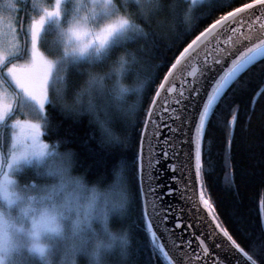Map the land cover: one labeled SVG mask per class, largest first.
Returning <instances> with one entry per match:
<instances>
[{"label": "trees", "instance_id": "1", "mask_svg": "<svg viewBox=\"0 0 264 264\" xmlns=\"http://www.w3.org/2000/svg\"><path fill=\"white\" fill-rule=\"evenodd\" d=\"M253 1L112 0L101 20L92 18L93 25L122 16L128 21L123 36L100 55L75 61L65 57L63 27L59 23L51 30L53 21L47 23L39 48L57 59L59 71L48 87L43 136L68 157L67 176L81 181L62 180L69 196L64 206L75 208L81 223L98 221L109 233H131V249L108 264H171L154 245L144 217L139 155L147 115L160 84L189 44L222 16ZM53 2L0 0V13L11 16L7 19L17 30L15 56L22 62L33 58L26 51L29 28ZM88 3L65 0L68 19L86 16ZM201 171L206 196L225 231L249 258L264 264V56L236 76L215 102L203 132ZM25 174L17 178L20 185L31 181L24 177L37 178L33 171Z\"/></svg>", "mask_w": 264, "mask_h": 264}, {"label": "water", "instance_id": "2", "mask_svg": "<svg viewBox=\"0 0 264 264\" xmlns=\"http://www.w3.org/2000/svg\"><path fill=\"white\" fill-rule=\"evenodd\" d=\"M217 21L216 28L212 24L198 35L196 44L177 59L180 63L176 60V67L169 69L142 132L139 176L146 227L171 264H257L229 236L211 207L202 178L201 145L221 93L264 56V4L247 3ZM234 69L239 71L226 84Z\"/></svg>", "mask_w": 264, "mask_h": 264}, {"label": "rangeland", "instance_id": "3", "mask_svg": "<svg viewBox=\"0 0 264 264\" xmlns=\"http://www.w3.org/2000/svg\"><path fill=\"white\" fill-rule=\"evenodd\" d=\"M64 2L65 0H54V2L47 5L45 10L40 12L37 18L33 21L31 27L29 28L31 35L28 39L27 47V50H30L33 54V58L23 62L15 56L18 49V42L13 39L19 40V38L17 30L11 26L9 22L10 20L7 19L11 16L4 14L2 11L0 13V67H3L4 63L10 60L11 63H8V67L15 65V69L19 76L22 78L32 79L38 93L41 88V77L46 66L48 64L57 65V59L49 55L46 56L39 48V41L42 34L45 32L47 23L53 21L54 24L50 26L51 30L53 28H60V23L61 27H63L62 29L64 30V37L61 38L62 48L65 52L71 53L73 49L79 51L82 48H86L87 51H91V48L99 45L101 41L110 39L108 37V32L111 29L118 27L123 21L127 20L126 18H122V16L117 15L110 21H102L103 23L101 24L93 25L94 23L92 18L99 19L101 16H105L109 11L108 7L112 0H88L89 3L88 5L86 4V16L73 14L72 18L68 19L63 6ZM11 6L13 8L14 4L12 3ZM65 18L68 22H64ZM8 31L11 32V35L8 34L7 36L6 32L8 33ZM19 31L23 32V29ZM26 41L27 37L24 35L21 43V46L24 48L27 45ZM85 56H87V53ZM34 57L36 58L35 61ZM16 105L19 106V110L16 109ZM6 108H11L12 112L5 119V121L0 122V167H2V170H0V190H2L5 180L10 179L8 175L9 173H14L17 178H19V175H26V171H33L24 163H21L16 168L8 169L7 165L12 162L13 157L19 159L22 156H31L32 152L42 151L44 150V146L47 145V150L51 154L46 155L44 160H52L54 164L55 158L57 157L61 160H64L65 158L68 159L66 154H62L58 151V145L56 143L45 139L43 136L46 120L45 108H43V110L39 109L37 105H34L30 101H26L23 97L18 96L17 92L14 91L8 84L0 82V112H3ZM17 121H20L21 123L17 124ZM28 125H32L35 129H39L37 139L35 143L31 145L25 143V136L27 135L26 128ZM60 168L62 167H49L48 172L50 175H55L57 170ZM68 169L69 163L66 171H68ZM71 177V180L75 179L77 183L81 182L80 178L78 179V177L74 176ZM23 179H27V181L36 180L39 184H44L43 182H46L44 180H37V178L33 179L24 177ZM62 182L63 181L61 180L60 183L52 186V190H50L47 194V199L55 200L60 193H63V197H66L64 187L65 183ZM69 192L70 191L68 190L67 193L69 194ZM66 198L69 199V196ZM33 203H36V201ZM22 207V202L17 203L11 208L3 202H0V209H3L7 214L12 215L18 223L25 226V232L17 235L16 247L7 256L8 264H33L35 261V258L29 254L33 252L31 251L29 238L27 236V221L21 213ZM33 210L34 209L31 205H25L22 208L26 217H30V213ZM32 222L33 227L37 229L33 235L39 238V228L45 226L46 222L43 220L38 222L34 218H32Z\"/></svg>", "mask_w": 264, "mask_h": 264}, {"label": "clouds", "instance_id": "4", "mask_svg": "<svg viewBox=\"0 0 264 264\" xmlns=\"http://www.w3.org/2000/svg\"><path fill=\"white\" fill-rule=\"evenodd\" d=\"M24 164L33 170L37 180H44L46 183L30 181L27 185H20L17 176L9 173L11 183L4 182L0 190V202L9 208L21 202L23 207L25 205L33 207L31 218L25 216L23 207L21 213L27 221L31 251L39 264H80L81 260L84 264H108L111 257L131 249L130 232L113 229L109 233L98 221H93L91 225L81 223L77 220L76 209L64 206L63 193L55 200L46 198L52 186L61 181L59 176L49 174V167H64L66 161L57 157L54 164L52 160L43 162L34 160ZM64 182L71 183L70 177L66 176ZM34 201L36 203H33ZM32 218L38 222L41 220L46 222L45 226L39 228V238L33 235L37 229L33 227ZM53 228L57 230L53 231ZM22 232H25V226L0 209V264H8L7 256L16 247L17 235ZM34 245L43 247L44 254L33 251Z\"/></svg>", "mask_w": 264, "mask_h": 264}, {"label": "snow or ice", "instance_id": "5", "mask_svg": "<svg viewBox=\"0 0 264 264\" xmlns=\"http://www.w3.org/2000/svg\"><path fill=\"white\" fill-rule=\"evenodd\" d=\"M258 4H264V0H257ZM248 8H252L253 5L249 4L247 5ZM229 15H233V14H229ZM228 17H224V21H227ZM221 21H217V24H220ZM128 26V21L125 20L123 21L118 27H115L113 29H111L108 32V37L110 39H105L103 41L100 42L99 45L91 48V51H87L86 48H82L79 51H77L76 49H73V51L71 53H65V57L67 59L70 60H77V59H82L84 58V56L86 55H100L103 50L109 45L112 44L113 46H115V41H118L124 34V30L125 28ZM216 28V24L212 25V29ZM212 29H209V32H211ZM200 37H197L196 40H194L192 42V44H189L188 48H186L184 50L185 53L189 52V49H191L193 47V45L196 44L197 40H199ZM258 47V46H257ZM251 50V49H250ZM27 51V49H26ZM181 59H185V57L182 55ZM8 63H11V61L9 60L8 62L4 63L3 67H0V82H3L4 84H8L10 87L13 88L14 91L17 92V95L20 97H23L26 101H30L31 103H33L34 105H37L39 107V109L43 110L44 108V104L47 102V88L49 86V83L51 82L54 86L55 82H56V72L59 71V68L56 64H48L42 74L41 77V88L39 93L36 91L34 83L32 81V79L30 78H22L21 76L18 75L16 69H15V65H13L12 67H8ZM180 61L177 60V64H179ZM173 68L176 67V65H172ZM6 69V71H5ZM235 71V69L233 70ZM231 75V73L229 74ZM164 85H161V88H163ZM189 92H197V94L199 93V89H192L189 88L187 89ZM157 95H159V93H157ZM213 99H215V97H213ZM207 103L209 105L212 104V100H208ZM167 110V109H166ZM12 112L11 108H6L3 112H0V122L5 121V119L9 116V114ZM204 115L207 116L208 115V110L205 108L204 109ZM171 118V117H170ZM178 118V117H177ZM151 119L154 121L156 119V114H153L151 116ZM17 124H20V121L16 122ZM201 126H203V120L200 121ZM26 133L27 135L25 136V143L26 144H34L36 139H37V134L39 133V129H35L34 126L32 125H28L26 128ZM51 153L48 152L47 150V145L44 146V150L42 151H36V152H32L31 156H22L19 159H16L15 157H13L12 162L8 163L7 167L8 169H13L16 168L18 165H20L21 163H31L32 161H38V162H43L44 161V157L46 155H50ZM64 161H66V166L60 168L57 170V172L55 173V175L59 176L61 178V180H65L66 176H67V166H68V159L65 158ZM0 170H2V167H0ZM7 175V173H6ZM5 182L11 183V181H9V179H6ZM35 187V186H34ZM11 203V201H10ZM53 231H56L57 229L53 228ZM33 251L38 252L39 254L43 255L45 252V249L39 245H34L33 246Z\"/></svg>", "mask_w": 264, "mask_h": 264}, {"label": "bare ground", "instance_id": "6", "mask_svg": "<svg viewBox=\"0 0 264 264\" xmlns=\"http://www.w3.org/2000/svg\"><path fill=\"white\" fill-rule=\"evenodd\" d=\"M262 53V52H261ZM260 54V53H259ZM239 71V69H237L228 79V81L226 82V84L232 79V77ZM225 84V85H226Z\"/></svg>", "mask_w": 264, "mask_h": 264}]
</instances>
